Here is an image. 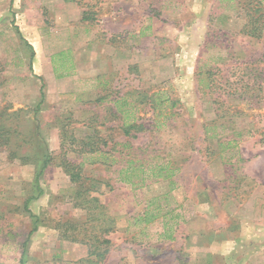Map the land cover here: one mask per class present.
Segmentation results:
<instances>
[{
	"label": "rangeland",
	"instance_id": "rangeland-1",
	"mask_svg": "<svg viewBox=\"0 0 264 264\" xmlns=\"http://www.w3.org/2000/svg\"><path fill=\"white\" fill-rule=\"evenodd\" d=\"M247 136L264 144V0H0V264H264Z\"/></svg>",
	"mask_w": 264,
	"mask_h": 264
},
{
	"label": "trees",
	"instance_id": "trees-1",
	"mask_svg": "<svg viewBox=\"0 0 264 264\" xmlns=\"http://www.w3.org/2000/svg\"><path fill=\"white\" fill-rule=\"evenodd\" d=\"M254 10L256 11V12H258L260 9L258 8V7H255L254 8ZM252 22L253 23H259L260 22V16L258 17V18H253V20H252ZM257 30V27H254V28H252V32H249L248 33V35H251V36H258L257 34H255L254 33V31H256ZM22 39H23V37H21ZM24 40V42H25V44H27L30 48H32L31 47V45H29L28 44V42L25 40V39H23ZM43 85H41L40 86V99H39V101H38V103H37V107H36V109H38V108H40V105H41V103H42V99H43V94H44V89H43ZM117 102H119V101H117ZM37 119V118H36ZM136 127H138V125H137V123H135V121L133 120V121H131V122H128V123H126L125 125H124V131H125V134H128L129 133V129H131V128H136ZM48 158H49V154L47 153V151L45 152V154H44V159L42 160V162H43V165H42V169H41V172L43 171V169L47 166V164L49 163V161H48ZM95 161V160H94ZM73 168V167H72ZM156 168H157V171L154 173V177H156V178H162V179H170L171 178V175H172V172H173V169H171V167H169V164H161V165H158V166H156ZM135 169H136V167H134V166H126L125 168H123V169H121L120 171H119V179H120V181H122V182H125V183H133L134 182V180L132 179V177H133V175H134V172L133 171H135ZM66 170H68V169H66ZM41 172H38L37 173V175H36V177H35V186H36V188H37V195L35 196V197H33V198H36V197H38V196H40L42 193H43V191H42V189L40 188V186H39V176H40V174H41ZM68 172H69V177H70V180L71 181H73V182H77V180L79 179V177H80V174H79V171L78 172H74V171H71L70 169L68 170ZM143 179L142 178H140V182L142 181ZM142 183V182H141ZM33 198H28L26 201H25V203H24V208L25 209H27L28 210V204H29V202L33 199ZM35 223H36V219H35V221H34V227L32 228V230L30 231V234L32 233V232H34L35 230H36V225H35ZM164 237L165 238H167V239H173L174 237H173V235H172V233H167V234H165L164 235ZM101 243H109V240L108 239H106V238H102L101 240ZM100 244V243H99ZM98 247H99V245H97ZM92 247V246H91ZM107 252V249L106 248H104V250L103 251H99V252H96V249L95 250H92L91 252H90V254H96L97 256L98 255H100V256H104V254ZM24 255H25V249L23 250V252H22V254H21V258H20V264H24Z\"/></svg>",
	"mask_w": 264,
	"mask_h": 264
},
{
	"label": "crops",
	"instance_id": "crops-1",
	"mask_svg": "<svg viewBox=\"0 0 264 264\" xmlns=\"http://www.w3.org/2000/svg\"><path fill=\"white\" fill-rule=\"evenodd\" d=\"M246 36H249L247 34H245ZM251 37V35L249 36ZM28 42V41H27ZM95 51V49L91 50V53H93ZM77 52V49L75 50V53ZM94 54V53H93ZM89 61L87 62L88 65H92L91 68L92 69H96L97 66L99 65L100 67L103 66L104 68H110V65H103L101 64V62H98V60H96V57L94 55L89 56ZM76 63L75 65H77V54H76V59H75ZM41 65H43L42 61H41ZM253 133V132H252ZM241 142L239 143V150H240V155H241V162L240 165L242 166L241 168V172L243 173V175L247 176V177H255L257 170L256 167H259V173H263L264 174V154L261 153V150H263L264 144L262 139L257 138L256 136L254 137H243L241 138ZM250 144V147H247V145ZM251 147H255L256 152L253 153V156L248 155V149H252ZM256 155V156H254ZM258 187L259 189L262 188V185H264V182H262L261 180L258 182ZM260 209H263L264 212V200L262 203H260ZM258 228L264 229V224L260 223L258 225Z\"/></svg>",
	"mask_w": 264,
	"mask_h": 264
}]
</instances>
